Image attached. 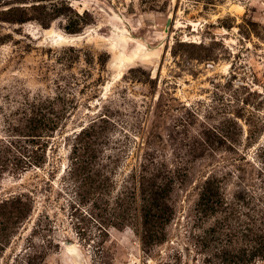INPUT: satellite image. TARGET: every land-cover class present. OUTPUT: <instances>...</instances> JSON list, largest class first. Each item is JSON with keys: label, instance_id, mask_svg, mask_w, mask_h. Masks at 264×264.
Wrapping results in <instances>:
<instances>
[{"label": "rangeland", "instance_id": "374dc122", "mask_svg": "<svg viewBox=\"0 0 264 264\" xmlns=\"http://www.w3.org/2000/svg\"><path fill=\"white\" fill-rule=\"evenodd\" d=\"M0 264H264V0H0Z\"/></svg>", "mask_w": 264, "mask_h": 264}, {"label": "water", "instance_id": "95a60500", "mask_svg": "<svg viewBox=\"0 0 264 264\" xmlns=\"http://www.w3.org/2000/svg\"><path fill=\"white\" fill-rule=\"evenodd\" d=\"M170 23H171V19L168 22V26H167V29H166L167 31H168V28H169Z\"/></svg>", "mask_w": 264, "mask_h": 264}, {"label": "bare ground", "instance_id": "6f19581e", "mask_svg": "<svg viewBox=\"0 0 264 264\" xmlns=\"http://www.w3.org/2000/svg\"><path fill=\"white\" fill-rule=\"evenodd\" d=\"M61 42V40H59V41H55L54 43H55V45H57V44H59Z\"/></svg>", "mask_w": 264, "mask_h": 264}]
</instances>
